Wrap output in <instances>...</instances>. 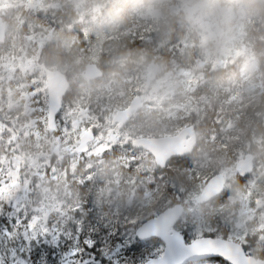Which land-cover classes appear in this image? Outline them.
<instances>
[{
    "label": "trees",
    "instance_id": "1",
    "mask_svg": "<svg viewBox=\"0 0 264 264\" xmlns=\"http://www.w3.org/2000/svg\"><path fill=\"white\" fill-rule=\"evenodd\" d=\"M6 2L11 16L6 20V41L0 44V65L23 59L33 67L16 66L5 83L0 80V189L11 172L24 170L17 163L20 156L37 159L39 166L26 173L27 192L20 201L0 194V264H44L43 253L48 264H144L161 255L164 246L157 238L138 239L136 228L177 203L186 206L177 227L187 234V241L198 232L225 237L221 228L233 216L228 200L232 187L209 204L197 205L193 198L214 174L234 171L244 155L251 153L264 162V146H258L259 139L264 145V2L233 0L234 7L229 6L244 23L241 45L233 52L240 47L245 52L226 62L219 51L207 50L204 31L191 11L201 0ZM254 60L263 91L257 102L239 108L245 87L239 68ZM90 63L103 69L102 78H84ZM42 65L64 71L70 82L58 117L80 119L79 130L93 125L96 134L134 96L148 93L150 77L183 69L192 79L183 91L156 96L133 114L128 139L109 142L78 161L59 158L51 150L56 133L46 125ZM34 88L40 90L42 102L33 110L26 107L22 94ZM181 100L186 106L174 109L172 103ZM189 124L197 130L194 149L164 169L132 143L139 137L172 135ZM235 135L239 138L233 139ZM245 181L238 174L228 179L238 189ZM261 184L264 191V174ZM191 206L198 208V215L191 216ZM260 238L249 232L252 245L244 247L264 259ZM85 241L99 247L92 251ZM130 243L137 248L126 251ZM201 264L228 263L213 259Z\"/></svg>",
    "mask_w": 264,
    "mask_h": 264
},
{
    "label": "rangeland",
    "instance_id": "2",
    "mask_svg": "<svg viewBox=\"0 0 264 264\" xmlns=\"http://www.w3.org/2000/svg\"><path fill=\"white\" fill-rule=\"evenodd\" d=\"M229 6H233V0H228L227 4L224 5H222V0H201L199 5L193 6L191 9L194 13L198 26L204 31V39L207 43V50L211 52L219 51V54L224 62L235 54L242 55L245 52V48L242 47L233 52L236 47L241 45L238 41L243 39L244 23L240 21L241 15L237 14V10L235 8L231 9ZM223 7H228V9L225 11L223 10ZM10 16L11 13L8 2H6V0H0V22L6 21L10 18ZM233 18L235 20H233ZM238 21L239 24H237ZM16 66L25 70L32 68L33 64L30 61L18 59L15 63H13V65L10 64L7 67H5V65H0V80L5 83L7 77L11 76L13 71L16 69ZM257 67L258 61L254 60L251 63L244 61L239 68V74L245 82V87H243L244 92L242 91L241 93L243 98L239 108H245L246 106L248 107L257 102L261 92L263 91L261 78L254 74ZM191 79L192 75L183 69H178L174 73H167L160 78H154V80L150 77L146 81V85L150 86L148 93L143 95L140 94L139 96L144 104L154 99L156 96L169 97V95L174 92H181L184 88H188ZM35 82L36 78H34L32 86L35 85ZM22 96L24 97L26 107L29 109H38L42 102V94L38 88L28 90L23 93ZM7 97L8 93L4 96V100H6ZM8 101L10 104H13L12 100L8 99ZM183 102L184 101L182 100L173 102L172 106L174 109L179 108L180 104L182 107H185L186 104ZM240 115L241 114H239V116ZM112 117L110 118L107 126L99 128L94 141L90 144L89 152L85 154L78 153L75 148L79 145L80 138L84 132L88 129H92L93 125L90 127L82 126V129L79 130L78 121L80 119L75 122L71 119L68 120L66 115L61 118L58 117V132L53 135L51 150L53 151L56 147L57 144L55 140L58 137L60 140V151L57 156L59 158H76V160L80 161L91 154L101 151L109 142L112 143L128 139V135H130L128 126L119 129L117 125L111 124ZM89 123L92 124L93 121H89ZM69 124H71V126ZM238 135H235L233 139H238ZM258 146L260 148L264 146L261 139H259ZM20 162L22 163V168H24V170L11 172L9 177L1 182V196L8 201H13L14 203L20 201L27 192L28 181L26 180V173L28 171H32L33 169L38 170L39 166L38 160L29 156H20V160H18L17 163ZM233 169L234 171L225 173L228 178L234 177L237 174L235 166ZM36 170H34L35 173ZM256 172L257 174L254 177L247 179L243 187L240 189H238L235 185H229V187H232V191L235 192L234 195L228 196L230 204L233 205V216L230 218L229 223H222L221 228L222 232H227L226 236L228 239L245 243L246 241H249L247 240V236L251 231L254 232V236L256 235L257 237H261L260 240L264 238L260 233V231L264 232V191L261 184V178L264 174V162L261 159L256 160ZM39 177L42 178V175ZM189 212L191 213V216L199 214L197 213L198 208L194 206L189 207ZM183 221H186V219H183ZM250 223L252 226H250ZM209 230H211V228H209ZM199 233L200 232H198V235L200 236L201 233ZM192 238L195 237L192 236ZM247 243L252 245L250 242ZM249 251L251 252V250Z\"/></svg>",
    "mask_w": 264,
    "mask_h": 264
},
{
    "label": "water",
    "instance_id": "3",
    "mask_svg": "<svg viewBox=\"0 0 264 264\" xmlns=\"http://www.w3.org/2000/svg\"><path fill=\"white\" fill-rule=\"evenodd\" d=\"M264 2V0H262ZM7 24L0 22V43L6 39ZM47 75V127L50 131H57V116L62 105V98L69 88L67 75L60 69H47L43 66ZM84 75L88 80L102 77L103 72L96 64L85 66ZM143 108L140 96H135L126 109L117 111L111 123L120 128L126 126L131 115ZM95 134L92 129L87 130L80 138L79 145L75 148L78 153H87L89 146L94 141ZM54 153L60 151V140ZM196 142V130L194 125H189L174 135L162 137H141L133 140V144L144 149L154 157L157 166L164 169L173 159L190 153ZM254 157L250 154L236 163V171L242 176H247L254 171ZM226 176L217 173L210 177L201 193L194 198L198 204H205L218 198L224 191ZM185 206L177 203L167 207L157 216L150 218L139 225L136 236L141 240L159 238L164 243V252L161 256L149 259L145 264H185L195 259L196 262L212 258H220L229 264H264V260L248 255L244 247L235 241L226 238H214L210 236L200 237L187 243L182 232L176 229V224L183 216Z\"/></svg>",
    "mask_w": 264,
    "mask_h": 264
},
{
    "label": "snow or ice",
    "instance_id": "4",
    "mask_svg": "<svg viewBox=\"0 0 264 264\" xmlns=\"http://www.w3.org/2000/svg\"><path fill=\"white\" fill-rule=\"evenodd\" d=\"M185 235H187V234H185ZM85 246H86L87 248H89L90 250H92V251H95V249H96L97 247H99V245H98L95 241H93V242H91V243H88L87 241H85ZM135 248H137V244H135V243H130V244L127 245V249H126V251H130V250H133V249H135ZM41 258L43 259L44 264H48L47 253H43V254H41ZM101 264H106V262L101 261ZM188 264H196L195 259H193L192 261H189Z\"/></svg>",
    "mask_w": 264,
    "mask_h": 264
},
{
    "label": "bare ground",
    "instance_id": "5",
    "mask_svg": "<svg viewBox=\"0 0 264 264\" xmlns=\"http://www.w3.org/2000/svg\"><path fill=\"white\" fill-rule=\"evenodd\" d=\"M16 35H17V34H16ZM90 64H96V63H90ZM96 65H97V64H96ZM97 66L102 70L103 75H104V71H103V69H102L99 65H97ZM84 72H85V70H84ZM65 74H66V73H65ZM103 75H102V77H103ZM102 77H100V78H102ZM129 104H130V103H129ZM129 104L127 105V107L129 106ZM127 107L122 108V109L124 110V109H126ZM122 109H119V110H122ZM119 110H118V111H119ZM116 112H117V111H116ZM116 112H115V113H116ZM195 127H196V126H195ZM231 170H232V169H231ZM255 174H256V173H255ZM255 174H254V175H255ZM19 247H20V246H19ZM202 261L204 262L205 260H202Z\"/></svg>",
    "mask_w": 264,
    "mask_h": 264
}]
</instances>
